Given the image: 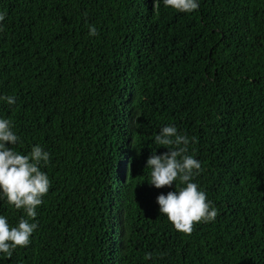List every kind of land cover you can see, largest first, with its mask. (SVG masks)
<instances>
[{
	"label": "trees",
	"instance_id": "1",
	"mask_svg": "<svg viewBox=\"0 0 264 264\" xmlns=\"http://www.w3.org/2000/svg\"><path fill=\"white\" fill-rule=\"evenodd\" d=\"M0 13V96L15 97L0 118L13 150L50 154L30 243L0 264H264V0L187 14L162 0H0ZM164 125L189 138L217 210L190 234L158 211L175 188L146 181ZM0 215L25 216L3 201Z\"/></svg>",
	"mask_w": 264,
	"mask_h": 264
},
{
	"label": "clouds",
	"instance_id": "2",
	"mask_svg": "<svg viewBox=\"0 0 264 264\" xmlns=\"http://www.w3.org/2000/svg\"><path fill=\"white\" fill-rule=\"evenodd\" d=\"M162 4L166 8L187 14L198 8L199 0H162ZM2 19L3 14L0 13V20ZM88 35H97L94 25L88 26ZM0 100L8 105L15 103V97L11 95L0 96ZM18 142L20 138L12 130L11 121L0 118V201L22 210L27 217H19L16 224L10 226L8 218L0 215L2 258L11 257L18 246L29 245L30 235L37 227L34 221L36 208L41 205L42 197L50 187L47 173L40 170L41 164L47 166L49 152L35 144L27 154H21L11 147ZM189 142L186 135L178 134L175 125L160 127L153 137V144L164 146L167 151L156 154L155 149H152L144 166L149 169L146 181L151 186L161 188L172 185L175 188L174 191L157 195L156 203L159 213L166 217L172 227L185 234L192 232L194 223H208L217 215V210L207 200L206 193L193 180L201 165L193 155L186 154ZM29 219L33 222L30 223ZM145 258H150V254L146 253Z\"/></svg>",
	"mask_w": 264,
	"mask_h": 264
}]
</instances>
